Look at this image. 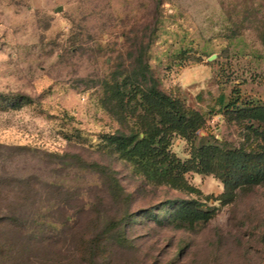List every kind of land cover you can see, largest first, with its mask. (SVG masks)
Here are the masks:
<instances>
[{"label":"rangeland","instance_id":"rangeland-1","mask_svg":"<svg viewBox=\"0 0 264 264\" xmlns=\"http://www.w3.org/2000/svg\"><path fill=\"white\" fill-rule=\"evenodd\" d=\"M141 64L202 115L199 139L254 145L224 105L237 91L244 103H264V0H0V92L33 98L0 110V177L10 183L0 217L16 218L0 224V264H88L82 244L124 211L130 245L107 234L96 264H264V184L223 203L213 175L185 174L186 189L151 183L104 146L139 125L135 104L122 111L107 83ZM169 149L189 156L178 135ZM171 199L214 212L190 227L144 214H167Z\"/></svg>","mask_w":264,"mask_h":264},{"label":"trees","instance_id":"trees-1","mask_svg":"<svg viewBox=\"0 0 264 264\" xmlns=\"http://www.w3.org/2000/svg\"><path fill=\"white\" fill-rule=\"evenodd\" d=\"M107 88L110 99L122 111H126L128 104L134 103V112L139 110L141 114L137 113L139 125L128 132L108 135L104 146L128 161L135 172L148 182L186 189L189 185L185 174H210L223 185V203L231 201L238 189L264 184V103H244L237 91L236 96L224 105L225 111L242 116L246 121L245 129L252 133L255 141L254 145L227 146L216 140L204 142L199 139L196 132L203 123L202 115L185 106L179 97L162 91L152 80L149 67L145 64L132 73L116 72L107 83ZM32 102L33 98L25 94L0 92L2 111L20 109ZM174 134L189 145L186 159L178 158L169 149ZM91 166L105 169L97 163H91ZM110 179L114 194L119 199L124 198L126 195L120 183L114 177ZM9 184L6 178L0 177V203L9 196L6 192L1 194L2 188ZM166 210L167 214L160 217L151 210L144 214L161 225L169 221L178 227H190L197 222L208 221L214 212L213 208L202 207L195 199L167 200ZM14 216L0 217V224L6 219L9 220L6 224L13 225ZM131 221V213L124 211L118 219L111 221L110 228L102 236L84 242L78 252L88 264H96L97 258L106 255L104 240L111 232L117 244L129 246L125 232Z\"/></svg>","mask_w":264,"mask_h":264},{"label":"water","instance_id":"water-1","mask_svg":"<svg viewBox=\"0 0 264 264\" xmlns=\"http://www.w3.org/2000/svg\"><path fill=\"white\" fill-rule=\"evenodd\" d=\"M212 57H210V59H211Z\"/></svg>","mask_w":264,"mask_h":264}]
</instances>
